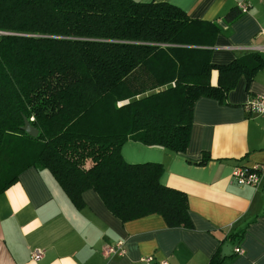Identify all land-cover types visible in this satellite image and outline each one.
I'll return each mask as SVG.
<instances>
[{
  "label": "trees",
  "instance_id": "16d2710c",
  "mask_svg": "<svg viewBox=\"0 0 264 264\" xmlns=\"http://www.w3.org/2000/svg\"><path fill=\"white\" fill-rule=\"evenodd\" d=\"M218 31L164 2L0 0V194L42 167L77 208L92 189L122 221L157 213L188 226L186 195L159 182L162 165L129 164L120 149L130 139L183 152L194 102L223 101L241 75L250 83L264 68L259 53L213 65ZM24 118L37 137L21 130ZM208 264H227L220 248Z\"/></svg>",
  "mask_w": 264,
  "mask_h": 264
},
{
  "label": "crops",
  "instance_id": "0c3cea01",
  "mask_svg": "<svg viewBox=\"0 0 264 264\" xmlns=\"http://www.w3.org/2000/svg\"><path fill=\"white\" fill-rule=\"evenodd\" d=\"M134 1L169 3L191 20L215 23L219 31L208 46L213 65L264 56L256 49L264 45V0ZM238 3L247 11L227 22L225 14ZM217 77L211 70V85ZM246 80L241 75L223 101L202 96L194 102L183 152L130 139L121 146L129 164L162 165L159 182L186 195L188 226L169 227L157 213L122 221L92 189L82 192L77 208L48 169L30 167L0 194V264H142L147 255L170 264H208L224 244L232 246L225 249L227 264H264V178L254 188L231 177L236 166L264 165V115L243 109L251 95L264 94V68ZM118 241L125 254L104 253ZM37 249L42 256L34 260Z\"/></svg>",
  "mask_w": 264,
  "mask_h": 264
},
{
  "label": "built area",
  "instance_id": "2783aa9c",
  "mask_svg": "<svg viewBox=\"0 0 264 264\" xmlns=\"http://www.w3.org/2000/svg\"><path fill=\"white\" fill-rule=\"evenodd\" d=\"M237 8L242 11H247V5L245 3H238ZM3 34V32H0ZM257 50L264 53V45L256 47ZM172 85H174L172 83ZM245 113L249 116L264 115V94L251 95L243 105ZM231 177L241 186H252L257 188L262 178H264V165H254L252 167L236 166L232 169ZM126 249L123 241H118L114 246H108L105 250V254L123 255ZM234 252L236 254H242L243 249L235 247ZM32 259L38 260L42 256L40 249L35 250L32 254ZM142 264H170L167 259L158 260L153 255L143 256L140 259Z\"/></svg>",
  "mask_w": 264,
  "mask_h": 264
},
{
  "label": "water",
  "instance_id": "95a60500",
  "mask_svg": "<svg viewBox=\"0 0 264 264\" xmlns=\"http://www.w3.org/2000/svg\"><path fill=\"white\" fill-rule=\"evenodd\" d=\"M24 124L21 127V130L25 132L27 135H29L32 138H35L38 136V129L34 127L26 118L23 119ZM228 248L230 251H232V246L229 244H224L221 252V256L224 257V254H226L225 249Z\"/></svg>",
  "mask_w": 264,
  "mask_h": 264
},
{
  "label": "rangeland",
  "instance_id": "374dc122",
  "mask_svg": "<svg viewBox=\"0 0 264 264\" xmlns=\"http://www.w3.org/2000/svg\"><path fill=\"white\" fill-rule=\"evenodd\" d=\"M3 34H4V33H3ZM6 34H8V33H6ZM0 35H2V34H0ZM172 83H173V82H172ZM172 83H170L169 85H171ZM166 87H168V85H167V86L160 87V88L156 89V90L153 91V92L163 90V89H165ZM150 93H152V92H147L146 94H144V95H142V96L149 95ZM142 96H141V97H142ZM126 102H127V100H125V101H121V102H118V105L120 106V105H122V104H125Z\"/></svg>",
  "mask_w": 264,
  "mask_h": 264
}]
</instances>
